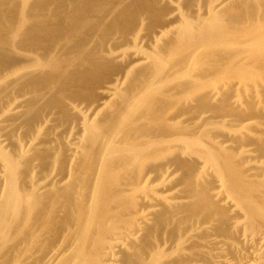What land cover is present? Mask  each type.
I'll list each match as a JSON object with an SVG mask.
<instances>
[{
  "label": "bare ground",
  "instance_id": "6f19581e",
  "mask_svg": "<svg viewBox=\"0 0 264 264\" xmlns=\"http://www.w3.org/2000/svg\"><path fill=\"white\" fill-rule=\"evenodd\" d=\"M0 264H264V0H0Z\"/></svg>",
  "mask_w": 264,
  "mask_h": 264
}]
</instances>
